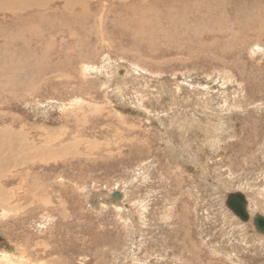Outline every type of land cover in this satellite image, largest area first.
<instances>
[{
	"label": "rangeland",
	"instance_id": "rangeland-1",
	"mask_svg": "<svg viewBox=\"0 0 264 264\" xmlns=\"http://www.w3.org/2000/svg\"><path fill=\"white\" fill-rule=\"evenodd\" d=\"M237 1L180 15L194 0H89L93 20L46 19L29 44L13 32L23 1L2 7L0 129L48 146V156L67 151L24 162L9 181L0 256L264 264V25L241 32ZM244 205L248 219L236 210Z\"/></svg>",
	"mask_w": 264,
	"mask_h": 264
},
{
	"label": "bare ground",
	"instance_id": "bare-ground-1",
	"mask_svg": "<svg viewBox=\"0 0 264 264\" xmlns=\"http://www.w3.org/2000/svg\"><path fill=\"white\" fill-rule=\"evenodd\" d=\"M20 1H23L22 2L23 5L17 11H21V12L16 13L13 16L11 15L13 18L16 19L15 23L13 24V28L15 29L13 32H16L14 34V37L16 40L23 42V43H26V44H29L30 41H32V42L38 41L39 38L41 37L40 34L38 33L40 28L37 26L41 21H44L46 19H48L47 21H49L53 18L52 22H50V23H52V25L62 23V25L66 24V25L73 26V24L76 20L80 21L79 22L80 24H84V23H87V22L93 20L94 17H96V15H97V14L89 13V8H88L89 0H58V1H56V2L60 1V2L64 3L62 10L51 9L50 6L52 4L49 3V0H0V8H1L0 10H2V7H3V8H5V10H8V11L10 10V12H15V10L17 8L16 5ZM205 3H209L211 8L216 7L217 9H221V10L223 8V5L221 4V0H194V5L192 7H191V5L185 3L186 6L179 8L180 15L181 14L186 15L187 13L189 14V13H196V12L201 13L196 8L197 6L201 7V11L203 13H209L210 9L204 6ZM5 6H7V7H5ZM154 6H155V4H154ZM154 6H152V7H154ZM48 8H49V11H47ZM137 9H138V7H137ZM30 10H32V11L23 14V12L30 11ZM78 10L82 11V13H77ZM147 10H150V9H147ZM223 10H224V8H223ZM233 10H235V12L239 11V13H241V15H242V17H240L241 20L239 19V16H238L237 21H236V22L240 23L238 25H239L241 32L247 31V30H249V32H250V30H252V33H253V30L255 31L257 28L262 27V25H264V19H263V17H264V0L237 1L233 6ZM53 11L55 13H52ZM57 11H58V13L56 14ZM136 13H137V11L135 12V14ZM144 13H145V11H143V14ZM222 14H223V12H222ZM3 15L9 16L6 14H3ZM71 16H73V17L70 18ZM102 16H103V14H102ZM226 18H228V17L226 16ZM175 20H176L177 24H179V19L177 18ZM186 21H188V20H186ZM188 24H190V23H188ZM190 26H193V25H190ZM184 27H186L185 21L183 22L182 20H180L179 29H183ZM212 27H215L214 24L212 25ZM47 30L49 33H52V31H54V33H58L59 28L50 27ZM260 32H264V31L260 30ZM11 35H12V33H11ZM11 35H9V36H11ZM247 35L248 34H246V36ZM257 39H259V38H257ZM50 48H48V49L50 50ZM47 54H48V52H46V54H44L45 58H47ZM20 59L22 60V57H20ZM8 66L9 65H7V67ZM4 67H5V64H4ZM1 73H4V71ZM13 87H15V86H13ZM28 138L24 134L17 133L11 129H8V130L7 129H0V180H2V179L6 180L5 183L3 181L0 182V206L4 207V209H5L4 213H7V211H6L7 209L5 207V204L8 202L9 196H10V195H8V193H6L5 188H7L9 181L11 179L21 176L20 170L27 168V166L30 167L32 164L30 162L25 164L24 162L29 161V160H33L36 157L38 159L43 158V157H45V158L46 157H54L55 160H58V159L60 160L61 158H64L66 156L67 146H65V149L62 146L61 150H59L58 153L56 152V154H58V156H48V155H51L48 146L47 147L46 146L45 147L44 146L36 147V146L30 145L32 143L29 141ZM54 150H56V149H54ZM59 155H62V156H59ZM72 157H74V156H72ZM9 173H11V175H9ZM19 188L23 189V193L26 192L24 186L23 187L21 186ZM61 188H63V187H61ZM47 190H48V188H47ZM42 191L43 190H41V189L39 190L40 193ZM113 197H114V199L120 200L123 196H122V194L116 193V194H114ZM45 248H47V247H45ZM8 250H10V249H8ZM36 251H37V249H36ZM48 251L49 250H45L44 253H47ZM44 253L42 254L43 257L45 256ZM9 256L10 255H6V253H2L0 256V259H2V263L0 262V264H14V263L10 262L11 257L9 258ZM28 256L31 258V261H34V259L29 254H28ZM31 261L29 259V263L38 264L36 261H34V262H31ZM27 262H28V260H27ZM46 264H48V263H46Z\"/></svg>",
	"mask_w": 264,
	"mask_h": 264
},
{
	"label": "water",
	"instance_id": "water-1",
	"mask_svg": "<svg viewBox=\"0 0 264 264\" xmlns=\"http://www.w3.org/2000/svg\"><path fill=\"white\" fill-rule=\"evenodd\" d=\"M238 197H240V196H238ZM236 198H237V196L234 197V199H233L234 203L233 204H236V201H235ZM241 198H243V197L241 196ZM244 207H245V205L244 206H240V207L238 206V209H236V210L239 213V216L241 218L248 219V214L246 212V208L244 209ZM256 225L258 226V230L260 232L264 233V231H262V230H264V217L258 216L257 219H256Z\"/></svg>",
	"mask_w": 264,
	"mask_h": 264
}]
</instances>
